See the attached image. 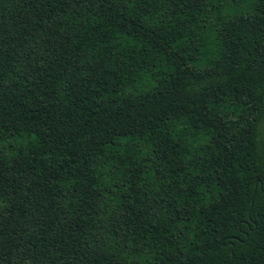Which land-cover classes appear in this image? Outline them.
Segmentation results:
<instances>
[{"label":"trees","instance_id":"obj_1","mask_svg":"<svg viewBox=\"0 0 264 264\" xmlns=\"http://www.w3.org/2000/svg\"><path fill=\"white\" fill-rule=\"evenodd\" d=\"M0 264H264V0H0Z\"/></svg>","mask_w":264,"mask_h":264},{"label":"water","instance_id":"obj_2","mask_svg":"<svg viewBox=\"0 0 264 264\" xmlns=\"http://www.w3.org/2000/svg\"><path fill=\"white\" fill-rule=\"evenodd\" d=\"M231 245L233 246V244L231 243ZM225 246V245H224ZM233 253V252H232Z\"/></svg>","mask_w":264,"mask_h":264}]
</instances>
